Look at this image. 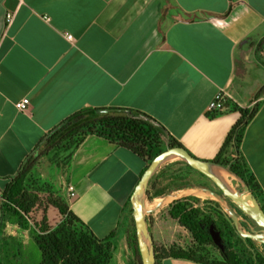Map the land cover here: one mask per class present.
Here are the masks:
<instances>
[{"label":"crops","instance_id":"0c3cea01","mask_svg":"<svg viewBox=\"0 0 264 264\" xmlns=\"http://www.w3.org/2000/svg\"><path fill=\"white\" fill-rule=\"evenodd\" d=\"M263 40L264 0H0V252L6 238L28 232L4 222L5 185L49 131L88 109L138 111L162 127L164 146L173 139L192 157L212 161L240 118L234 109L258 105L238 154L264 206ZM218 92L230 108L223 114L207 111ZM23 99L26 113L14 107ZM67 158L59 180L46 182L36 171L43 157L29 178L60 197L97 239L113 234L127 246L130 197L147 165L95 135ZM234 213L242 224L244 215ZM45 216L49 229L63 220L51 206Z\"/></svg>","mask_w":264,"mask_h":264},{"label":"trees","instance_id":"16d2710c","mask_svg":"<svg viewBox=\"0 0 264 264\" xmlns=\"http://www.w3.org/2000/svg\"><path fill=\"white\" fill-rule=\"evenodd\" d=\"M262 93L263 89H260L254 98L258 99ZM257 108L258 105L251 110L234 109L239 113L240 118L227 134L218 154L211 162L228 167L230 171L244 180L252 196L260 203L263 193L253 177L246 171L243 160L238 154L245 127L255 115ZM103 110L107 112L102 113ZM161 131L162 127L148 116L126 109H88L68 117L40 140L18 173L5 185L1 194L4 222L28 230L30 228L29 216L33 212L34 214L41 212L42 220L37 225L41 227L40 231L30 230L40 253L41 262L39 264H108L110 256L106 243L113 237V234L105 239H97L89 228L69 210L67 204L54 195L47 186L38 183L31 185L29 175L41 157L52 150L68 146L71 142H74L72 148H75L88 135L101 137L129 150L148 166L155 156L167 148H182L173 139H168L167 145L164 146L160 138ZM185 167L192 170L187 165ZM42 187L44 193H47L44 196L41 195ZM150 187L153 189L155 184L150 183ZM148 195L149 192H147V197ZM159 195H155L154 198ZM48 206L56 209L63 218L55 229H49L46 226L45 212ZM168 207L169 218L190 235L197 247L214 246L209 232L212 228L218 234L222 249L219 252V258L212 261L207 259L203 252L157 247L154 244L156 264L165 258L186 259L199 264H264L263 245H261V250H258L253 241L244 239L248 247L256 253L254 262L251 257H247L235 246L233 236L236 230L234 227H229L225 221L220 223L213 221L211 217L189 203L187 198L177 199ZM260 208L264 212V206L260 204ZM147 224L149 226L148 221ZM126 241L127 247L135 257L136 264H141L135 229L127 236Z\"/></svg>","mask_w":264,"mask_h":264},{"label":"rangeland","instance_id":"374dc122","mask_svg":"<svg viewBox=\"0 0 264 264\" xmlns=\"http://www.w3.org/2000/svg\"><path fill=\"white\" fill-rule=\"evenodd\" d=\"M73 144L74 142H71L70 145L64 146L58 150H52L47 155L43 156V164L36 170L38 173L44 175L43 180L52 183L54 180H59V178L67 172V157L69 156ZM30 181L31 185L34 183L37 184L36 180L32 178ZM151 181V183L155 184V187L153 189L150 186L148 187L149 195L146 199L147 209H153L158 202L166 198L162 207L148 215L150 233L152 231L151 235L154 244L157 247L166 246L167 248L173 247L174 249L178 248L203 252L207 259L212 261L217 260L222 245L212 231L214 246L199 248L193 243L190 235L169 218L167 212L169 209L168 206L173 201L179 198H187L189 203L199 209L203 214L211 217L213 221L217 223L225 221L227 225L232 228L234 227L232 221L227 213L222 211L216 202V198L208 195L204 190L207 189L221 195L220 191L205 177L186 168L185 165L179 161L164 166L159 174L156 175V178H153ZM42 192V196L47 194L44 193L43 187ZM159 194H161V197L157 199L158 201L152 199V197L154 198L155 195ZM226 207L235 211L238 215H242L234 205L227 204ZM29 219L30 228L24 236L19 234L18 237H8L4 241V251L3 253L0 252V264H39L41 262L40 253L32 239L30 230L35 229L36 231H40L41 227L37 225L42 220V214L41 212L35 214L33 212V214L29 216ZM243 219L244 222L241 224L242 231L249 233V225L252 231L263 235V231L255 226L249 219L245 217ZM233 238L237 249L242 250L247 257H251L255 262L256 253L248 247L237 231ZM106 245L108 246V253L110 256L108 264H136L135 257L132 251L126 246V243L124 244L118 239L111 238ZM255 246L258 250H261V245L259 243L255 242Z\"/></svg>","mask_w":264,"mask_h":264},{"label":"water","instance_id":"95a60500","mask_svg":"<svg viewBox=\"0 0 264 264\" xmlns=\"http://www.w3.org/2000/svg\"><path fill=\"white\" fill-rule=\"evenodd\" d=\"M101 112L105 113L107 111L103 110ZM175 161L182 162L193 171L201 174L209 180L220 191L221 195L213 193L207 189L204 190L205 193L216 198V202L224 208L239 235L243 239H249L254 243L256 242L264 246V212L250 193L244 180L230 171L228 167H224L211 161L196 159L183 148H167L165 151L155 156L148 164L130 197V205L132 209L131 215L134 222L136 242L141 264H156L154 242L149 231L146 216L158 210V208L162 207L166 201V198H164L158 202L153 209L148 210L146 208L147 188L150 180L160 168ZM231 182L236 183V186H233ZM226 199L231 201L245 218L249 219L255 226L260 228L263 231V235L252 231L249 225V233L242 231L238 217L234 211L226 207ZM211 231L219 239L218 234L210 228L209 232L213 241L214 237Z\"/></svg>","mask_w":264,"mask_h":264},{"label":"built area","instance_id":"2783aa9c","mask_svg":"<svg viewBox=\"0 0 264 264\" xmlns=\"http://www.w3.org/2000/svg\"><path fill=\"white\" fill-rule=\"evenodd\" d=\"M11 16H7V22H10ZM67 40H71L69 35H66ZM227 97L224 92H218L215 94L211 102L208 104L207 111L210 113H219L223 114L230 110L228 107ZM15 109L21 113H26L29 110V101L27 99H23L14 105ZM74 188L72 186L67 187V197L68 199L74 198Z\"/></svg>","mask_w":264,"mask_h":264},{"label":"bare ground","instance_id":"6f19581e","mask_svg":"<svg viewBox=\"0 0 264 264\" xmlns=\"http://www.w3.org/2000/svg\"><path fill=\"white\" fill-rule=\"evenodd\" d=\"M147 208V207H146Z\"/></svg>","mask_w":264,"mask_h":264}]
</instances>
